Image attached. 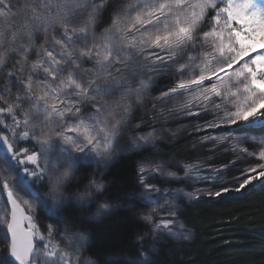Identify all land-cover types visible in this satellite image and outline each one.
Segmentation results:
<instances>
[{
  "label": "snow or ice",
  "instance_id": "snow-or-ice-1",
  "mask_svg": "<svg viewBox=\"0 0 264 264\" xmlns=\"http://www.w3.org/2000/svg\"><path fill=\"white\" fill-rule=\"evenodd\" d=\"M162 76L170 86L153 95ZM179 117L204 133L193 154L235 158L207 169L204 156L158 159L162 142L189 133L169 126ZM258 129L264 0H0V264H157L161 248L181 252L193 239L182 215L191 202L264 190ZM118 151L140 157L126 194L138 208L102 196L110 184L99 169ZM85 207L89 223L126 207L143 223L135 259L88 255L90 230L67 218Z\"/></svg>",
  "mask_w": 264,
  "mask_h": 264
},
{
  "label": "trees",
  "instance_id": "trees-1",
  "mask_svg": "<svg viewBox=\"0 0 264 264\" xmlns=\"http://www.w3.org/2000/svg\"><path fill=\"white\" fill-rule=\"evenodd\" d=\"M170 83L166 77H160L159 87L154 86L153 95L159 94V91L170 86ZM198 122L202 123V121ZM169 126L173 129L188 127L189 133L179 136L171 143L162 142L157 154L158 159H167L171 155L178 159L192 158L193 155L204 156L207 157L204 165L207 169L210 165L219 167L222 163L235 158L231 154L222 155L220 151L193 154L192 143L204 133H191L188 118L179 117L171 121ZM210 132L212 135L223 134L220 130H210ZM252 135L261 137L264 136V131L258 129ZM241 146L248 147V145ZM139 159L140 157L136 154L118 151L107 167L99 169L106 183L110 184L111 180L115 182L102 194L103 197L120 199L125 204L139 207L135 201H129L126 198L128 192L136 190L135 169ZM237 166L248 167L247 164ZM88 171L92 174L96 172V169L91 168ZM238 176L239 173L233 170L227 174L225 181H231ZM154 182L161 189L175 190L185 187L183 184L166 183L162 180ZM81 185L83 184L68 188L67 193L71 195L75 190H79ZM199 186L207 187V185ZM229 187H235V185L229 183ZM252 188L253 186H247L246 190L240 192L232 191L221 197L205 196L198 203L191 202L182 215L183 222L193 233V239L183 246L181 252H173L171 257L165 253L167 247L174 246L168 245L161 248L160 255L155 258L157 264H259L261 259H264V256H261V249L264 248V190L260 189L258 182L255 184L256 190L253 191ZM185 190L191 191L192 189L186 188ZM92 208H95V204ZM85 215L90 214L84 211L73 212L67 218L70 220L75 217L81 218L77 220V226L90 230L91 247L88 255L102 259L113 256L135 259V233L146 229L127 208L121 209L117 216L101 222L89 223L83 219Z\"/></svg>",
  "mask_w": 264,
  "mask_h": 264
},
{
  "label": "rangeland",
  "instance_id": "rangeland-1",
  "mask_svg": "<svg viewBox=\"0 0 264 264\" xmlns=\"http://www.w3.org/2000/svg\"><path fill=\"white\" fill-rule=\"evenodd\" d=\"M89 174H91V172H89ZM109 183H110V186H113L115 182H114L113 180H111V181H109ZM82 188H83V185L80 186L79 190H75L72 194L77 193L78 191L82 190ZM2 204H3V201L0 200V206H2ZM126 205H127V204H126ZM126 208H127V207H126ZM83 211H84L85 213H87V214H90V212H88L87 207H85V209H84ZM130 214L132 215V212H131V211H130ZM87 216H89V215H85V217H87ZM135 218H136V217H135ZM38 220H39V222L41 223V225H46V224L52 222V221H49V220H48L43 214L38 215ZM104 223H105V222H104ZM2 248H3V245L0 244V249H2Z\"/></svg>",
  "mask_w": 264,
  "mask_h": 264
}]
</instances>
